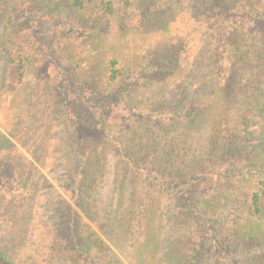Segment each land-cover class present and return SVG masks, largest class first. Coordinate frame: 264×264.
<instances>
[{
	"label": "rangeland",
	"instance_id": "rangeland-1",
	"mask_svg": "<svg viewBox=\"0 0 264 264\" xmlns=\"http://www.w3.org/2000/svg\"><path fill=\"white\" fill-rule=\"evenodd\" d=\"M126 1L115 0L122 15L128 12L124 26L114 24L103 35L90 39L80 55V67L95 75L98 66L113 57L126 74L151 57H161L168 49L180 52L189 61L191 75L187 80H171L177 83L171 100L178 98L176 91L190 93L196 102L204 103L207 115L201 123L178 130L163 131L153 126L148 132L151 139L144 141L149 146L148 152L141 154L145 159L133 167L128 157L111 150L117 142H125V134L118 130L101 132L105 163L98 196L103 201L102 217L109 226L98 233L106 239L116 260L102 257L100 264H264V220L248 213L256 189L247 169L248 158H209L213 129L220 122L236 127L240 112L219 92L227 75L203 76L214 67L215 46L208 20L201 15V8L197 9L201 1L171 0L168 29L159 23L145 28L139 20L145 9L141 0H129V4ZM155 1L168 7L167 0ZM34 66L27 68L21 84L8 83L0 67V175L20 177V181L6 187L7 180H0V207L11 194H18L28 222L24 231L40 226L39 232L55 235L58 212L65 200L70 201L68 189L73 185L71 148L60 92L54 89L55 82L43 77L46 67L40 72ZM53 66L49 63L48 72H54ZM205 78L206 85L202 81ZM141 87L132 101L140 106L150 103L162 86L147 81ZM122 114V110L117 111L115 119ZM147 127V123L142 125L143 129ZM80 136L88 145L96 139L84 126ZM171 143L186 145L183 152L174 155L172 168L174 174L178 171L187 175L165 188L151 185L156 165L146 168V164L156 158L167 159L166 147ZM152 148H156L155 153ZM172 151L176 154V150ZM187 176H192V181L188 182ZM164 181L167 183L166 177ZM189 185L198 188V198H206L203 206L210 205L199 210L205 213L202 218L196 209L189 210L183 197ZM21 235L19 242L36 238L34 233ZM87 260L79 264H94Z\"/></svg>",
	"mask_w": 264,
	"mask_h": 264
},
{
	"label": "trees",
	"instance_id": "trees-1",
	"mask_svg": "<svg viewBox=\"0 0 264 264\" xmlns=\"http://www.w3.org/2000/svg\"><path fill=\"white\" fill-rule=\"evenodd\" d=\"M200 1L201 7L198 5L197 9L201 8V15L208 20L215 46L214 67L203 76L227 75L219 92L238 106L240 112L236 127L220 122L213 129L209 158L215 161L248 158L247 169L256 185L248 213L264 220V0ZM141 4L145 9L139 17L140 24L148 29L159 23L168 29L167 11L172 9L171 0H167L168 7H162L155 0H141ZM119 11L115 0H0L3 77L8 83L21 84L29 66L34 64L40 72L46 67L43 77L47 82H55L54 89L60 92L57 94L66 109L64 122L73 167V185L68 189L70 201L65 200V206L58 212L55 235L39 232L40 226L24 231L27 220L21 209L22 199L18 194L6 199L0 207V264H79L86 259L100 264L104 257L115 259L106 239L98 233L109 226L102 217L103 201L98 196L105 163L101 132L118 130L125 134V142H117L111 150L128 157L127 162L133 167L145 159L141 154H146L149 146L144 141L151 139L148 132L153 126L163 131L178 130L187 124L201 123L207 115L204 103L196 102L190 93L183 91L182 95L181 90L176 91L178 98L171 100L170 94L175 92L173 88L177 84L171 80L180 77L187 80L191 75L189 61L172 49L159 58L151 57L136 65L126 74L113 57L98 66L97 74L85 73L80 67V55L90 39L103 35L114 24L124 26L128 12L125 10L122 15ZM49 63L55 64L53 73L48 72ZM147 81L162 86L160 91L156 90L160 95L155 93L148 104H133L136 93ZM202 81L205 85L208 83L207 78ZM141 97L146 99L145 94ZM119 110L123 114L115 119ZM146 123L148 127L143 129ZM82 126L96 135L91 145L80 136ZM185 146L171 143L166 147L167 159L148 161L146 168L155 163L157 171L149 180L151 185L156 183L165 188L187 175L178 171L174 174L172 168L174 155L183 152ZM152 150L156 152V148ZM191 177L187 176L188 182L192 181ZM10 178L11 174L0 175V180H7L5 187L20 181L15 175ZM187 187L183 197L189 210L196 209L202 218L205 213L199 210L210 205L203 206L207 200L198 198V188ZM22 233H34L36 238L26 239L27 235L26 241L19 242Z\"/></svg>",
	"mask_w": 264,
	"mask_h": 264
}]
</instances>
